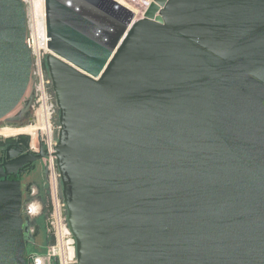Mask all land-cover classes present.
Wrapping results in <instances>:
<instances>
[{"label":"water","instance_id":"95a60500","mask_svg":"<svg viewBox=\"0 0 264 264\" xmlns=\"http://www.w3.org/2000/svg\"><path fill=\"white\" fill-rule=\"evenodd\" d=\"M45 8L78 264H264V0ZM26 36L23 2L0 0V120L29 91ZM9 169L0 264H28Z\"/></svg>","mask_w":264,"mask_h":264},{"label":"built area","instance_id":"2783aa9c","mask_svg":"<svg viewBox=\"0 0 264 264\" xmlns=\"http://www.w3.org/2000/svg\"><path fill=\"white\" fill-rule=\"evenodd\" d=\"M21 1L26 11V45L32 58L29 95L26 97V100H32L34 114L29 134L34 150L44 151L46 167L43 186L45 197L34 198L35 190H32L31 199L27 201L24 213L27 219L35 222L40 218L44 219L47 243L41 252L33 250L31 246H37L36 239L30 236L25 258L28 264H78L76 239L68 223V209L63 197L62 177L56 156L61 125L53 82L46 66L47 57L53 53L48 47L50 39L47 33L45 0L41 9L36 7L35 0ZM118 1L137 8L143 15L154 2V0ZM37 225L28 228L31 235L38 233Z\"/></svg>","mask_w":264,"mask_h":264},{"label":"flooded vegetation","instance_id":"af4514ba","mask_svg":"<svg viewBox=\"0 0 264 264\" xmlns=\"http://www.w3.org/2000/svg\"><path fill=\"white\" fill-rule=\"evenodd\" d=\"M31 102L32 100H26L13 115L0 120V175H3L10 168L7 179L20 183L23 197L22 214L27 228L39 223L27 219L24 213L25 205L31 199L32 190H35L34 198L44 199L43 186L46 179L45 153L43 150L36 152L32 147L30 134L23 132V129L29 130L33 123L34 114ZM9 130L14 132L5 134ZM38 164L41 165L40 175L36 174ZM39 232L36 233L37 236ZM36 234L31 235L28 232L27 239L30 236L36 239Z\"/></svg>","mask_w":264,"mask_h":264},{"label":"rangeland","instance_id":"374dc122","mask_svg":"<svg viewBox=\"0 0 264 264\" xmlns=\"http://www.w3.org/2000/svg\"><path fill=\"white\" fill-rule=\"evenodd\" d=\"M142 17H143V14L142 15L139 14L137 16V19H140ZM27 95H29V91H28ZM9 133H10V130L5 132V134H9ZM11 133H13V132H11ZM36 172H37L36 174L40 175V173H41V165H39V164L37 165V171ZM38 223H39V227H40V232H39L38 236L36 237V245L37 246L36 247H32L31 246V248L33 250H37L38 252H41L43 250V248L46 246V243H47L46 242V233H45L46 232V225H45V221H44L43 218H40L38 220Z\"/></svg>","mask_w":264,"mask_h":264},{"label":"bare ground","instance_id":"6f19581e","mask_svg":"<svg viewBox=\"0 0 264 264\" xmlns=\"http://www.w3.org/2000/svg\"><path fill=\"white\" fill-rule=\"evenodd\" d=\"M115 1H117V2L120 3L121 5H123V6L127 7V8H129L130 10H132V11L136 14V17H137L139 14L142 15V12H140L137 8H135V7H131V6H129V5L126 4V3L119 2L118 0H115ZM34 2H35V5H36V7H37L38 9H39V8L41 9V8L44 6V0H35ZM4 130H7V129H4ZM10 132H14V131H10ZM23 132H24V133H30L31 131H30V130H25V129H23ZM10 134H12V133H10Z\"/></svg>","mask_w":264,"mask_h":264}]
</instances>
